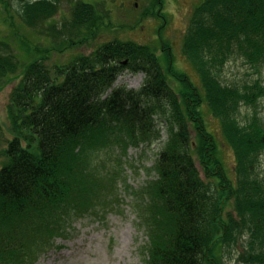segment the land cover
Listing matches in <instances>:
<instances>
[{
	"label": "trees",
	"instance_id": "obj_1",
	"mask_svg": "<svg viewBox=\"0 0 264 264\" xmlns=\"http://www.w3.org/2000/svg\"><path fill=\"white\" fill-rule=\"evenodd\" d=\"M57 1L23 0L22 19L34 26L53 17ZM159 1L157 18L164 17ZM74 16L72 27L100 26L90 3L77 2ZM189 20L182 52L201 88L134 41H110L65 66L32 61L14 78V136L0 170V264H35L53 242L69 238L74 220L104 219L119 206L123 173L107 168L100 154L157 142V178L135 193L148 239L145 264H223L224 249L244 231L251 234L244 262L264 264V0H202ZM162 50L172 55L166 44ZM240 59L245 78L229 82L225 72ZM126 70L146 75L140 89L113 86ZM18 73L10 42L0 38V81ZM204 105L235 153V179L204 122ZM243 106L254 110L245 121Z\"/></svg>",
	"mask_w": 264,
	"mask_h": 264
},
{
	"label": "rangeland",
	"instance_id": "obj_2",
	"mask_svg": "<svg viewBox=\"0 0 264 264\" xmlns=\"http://www.w3.org/2000/svg\"><path fill=\"white\" fill-rule=\"evenodd\" d=\"M161 1L164 17L157 18L159 0H58L57 12L53 17L31 26L22 19L20 7L23 0H0V38L10 42L19 61V73L0 81V170L8 161V156L4 153L14 136L8 113L10 96L18 83L14 78L19 76L29 62L43 60L49 68L53 65L65 66L80 55H90L100 45L110 41H134L153 48L164 69L167 70L171 65L176 72L185 73L191 82L201 88L200 78L187 61L182 48L191 13L202 0ZM77 2L95 6V12L98 11L96 23L100 26L91 29L86 25L72 27ZM156 2L158 6L155 8ZM78 29L80 32L77 34ZM76 36L91 38L87 39L88 42L79 44L80 40L75 39ZM71 37L74 40H70ZM65 41L69 43L66 44ZM163 44L171 47V56L162 50ZM238 62L230 63L228 71L225 69V79L229 82L245 78L248 70L242 66L241 59ZM145 77L144 73L126 70L119 75L113 86L138 90L143 86ZM258 77L264 84V68ZM168 78L172 86L179 89L180 83L171 76ZM183 88L181 84V89ZM201 110L207 129L213 133L218 144L226 171L235 179V153L224 138L221 122L214 117L207 105L202 106ZM258 110L264 119V97L258 103ZM241 111L240 119L245 121L254 110L243 106ZM155 125L160 129L163 140H166V125L160 119ZM192 134L195 136L193 132ZM160 148L158 142L140 144L131 146L125 155L117 148L114 151L105 149L100 154V159L107 161V168L120 169L123 173L117 182L119 206L109 209L104 219L88 216L74 220L69 238H59L53 242L51 250L42 254L35 264H145L144 248L148 239L145 231L139 228L137 211L134 209L135 193L147 185L148 181L157 178L154 165ZM119 159L121 166H117ZM249 239L251 234L246 231L238 234L237 240L224 249L223 264H249L244 262Z\"/></svg>",
	"mask_w": 264,
	"mask_h": 264
}]
</instances>
